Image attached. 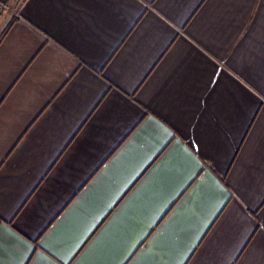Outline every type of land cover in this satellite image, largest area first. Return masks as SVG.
Here are the masks:
<instances>
[{
    "label": "crops",
    "instance_id": "obj_1",
    "mask_svg": "<svg viewBox=\"0 0 264 264\" xmlns=\"http://www.w3.org/2000/svg\"><path fill=\"white\" fill-rule=\"evenodd\" d=\"M0 264H264V0H0Z\"/></svg>",
    "mask_w": 264,
    "mask_h": 264
}]
</instances>
